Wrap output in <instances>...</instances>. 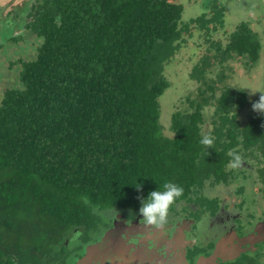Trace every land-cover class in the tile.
<instances>
[{
  "label": "trees",
  "instance_id": "16d2710c",
  "mask_svg": "<svg viewBox=\"0 0 264 264\" xmlns=\"http://www.w3.org/2000/svg\"><path fill=\"white\" fill-rule=\"evenodd\" d=\"M193 3L199 13L186 15ZM11 6L0 17V37L21 26L39 43L34 58L11 63L20 64L18 85L0 100V264H63L73 230L86 236L80 246L88 244L109 211L139 212L166 182L183 188L169 213L192 200L214 214L218 198L206 201L204 187L225 188L239 174L252 176L254 165L264 196V112L242 120L247 91L220 89V80L208 78L215 64L241 58L250 69L259 62L263 45L248 21L223 44L211 39L225 28L226 7L217 0ZM193 31L205 35L209 53L190 74L200 84L197 97L173 112L167 135L160 124L159 99L170 87L164 69ZM211 106L213 129L204 133ZM205 138L212 144H202ZM237 156L241 168H232Z\"/></svg>",
  "mask_w": 264,
  "mask_h": 264
},
{
  "label": "flooded vegetation",
  "instance_id": "af4514ba",
  "mask_svg": "<svg viewBox=\"0 0 264 264\" xmlns=\"http://www.w3.org/2000/svg\"><path fill=\"white\" fill-rule=\"evenodd\" d=\"M240 189L238 203L203 190L206 201L218 198L214 214L200 201H183L161 229L145 226L139 212L111 210L88 244L80 246L84 233L71 232L63 264H264V196L260 188L261 199L252 186L248 196Z\"/></svg>",
  "mask_w": 264,
  "mask_h": 264
},
{
  "label": "rangeland",
  "instance_id": "374dc122",
  "mask_svg": "<svg viewBox=\"0 0 264 264\" xmlns=\"http://www.w3.org/2000/svg\"><path fill=\"white\" fill-rule=\"evenodd\" d=\"M26 0H0V9L2 5L7 8L0 14L1 18H5L7 13L12 10L11 4L23 3ZM226 7L225 11V28L214 33L211 39L221 40L226 43L228 34L236 28L241 21H248L251 27L259 34L263 48L259 58V62L250 69L245 66V60L235 58L229 60L225 65L215 64L210 73L209 79H217L218 87L224 88L229 86L234 89H245L249 98L248 106L242 110V120L248 119V113L254 112L253 104L260 101L261 96L264 97V0H217ZM9 5V6H8ZM22 6V5H21ZM201 6L193 3L188 6L191 11L187 13H199ZM1 11V10H0ZM198 11V12H196ZM21 19V18H20ZM2 28V26H0ZM8 35L0 37V100L3 91L7 87L18 85V70L20 64H15L11 68V63L19 59H31L36 55V47L38 39L35 35H31L24 27L14 28ZM23 35V38L17 42L11 41L12 36ZM2 44V46H1ZM207 39L203 33L193 31V35L188 38L184 47L177 53L171 63H168L164 69V75L170 82V87L160 97V124L163 126L167 135H170L171 117L176 109L184 110L188 108L186 97L196 98L198 94V84L190 78L193 67L207 53ZM219 74L225 75L219 78ZM215 106L206 109V121L203 125V132L209 133L213 129V119ZM257 112V111H256ZM241 168V166H239ZM252 176L239 174L237 178L227 187H212L213 191H208V185L204 188L208 192V196L214 195L228 201L238 203L242 200L241 187L245 192V196L251 192V186L256 193V198L261 199L262 196L258 192L259 188V171L254 165ZM252 178V179H251ZM253 180V182H252ZM242 184V185H241ZM245 184V185H244ZM251 198V195H250ZM73 244V242H71Z\"/></svg>",
  "mask_w": 264,
  "mask_h": 264
},
{
  "label": "clouds",
  "instance_id": "9594fccd",
  "mask_svg": "<svg viewBox=\"0 0 264 264\" xmlns=\"http://www.w3.org/2000/svg\"><path fill=\"white\" fill-rule=\"evenodd\" d=\"M254 111L264 112V97L261 96L260 101L253 104ZM202 144L211 145L212 140L205 138ZM239 157H235L231 164L232 168L239 166ZM183 195V188L172 182L163 184V190H154L149 193L146 199L142 200L139 213L145 226H151L156 229L163 228L167 223V217L170 208L174 205L178 198Z\"/></svg>",
  "mask_w": 264,
  "mask_h": 264
}]
</instances>
